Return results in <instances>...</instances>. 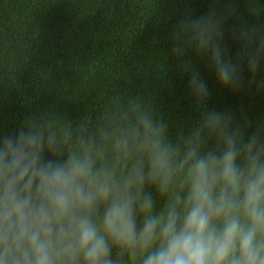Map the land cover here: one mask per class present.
Wrapping results in <instances>:
<instances>
[{"label": "clouds", "instance_id": "clouds-1", "mask_svg": "<svg viewBox=\"0 0 264 264\" xmlns=\"http://www.w3.org/2000/svg\"><path fill=\"white\" fill-rule=\"evenodd\" d=\"M221 35L211 16L181 21L173 51L207 56L235 90ZM261 53L264 42L240 55L255 72ZM181 69L199 115L175 136L131 101L0 137V264H264V124L208 109L206 82L191 61Z\"/></svg>", "mask_w": 264, "mask_h": 264}, {"label": "trees", "instance_id": "trees-1", "mask_svg": "<svg viewBox=\"0 0 264 264\" xmlns=\"http://www.w3.org/2000/svg\"><path fill=\"white\" fill-rule=\"evenodd\" d=\"M206 16L238 66L235 90L218 83L207 56L174 54L180 22ZM262 42L264 0H0V137L44 114L76 124L131 101L154 108L175 136L199 115L186 61L207 84L208 109L264 124V53L255 72L240 55Z\"/></svg>", "mask_w": 264, "mask_h": 264}]
</instances>
